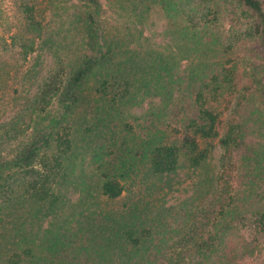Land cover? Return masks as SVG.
Segmentation results:
<instances>
[{
	"label": "trees",
	"instance_id": "trees-1",
	"mask_svg": "<svg viewBox=\"0 0 264 264\" xmlns=\"http://www.w3.org/2000/svg\"><path fill=\"white\" fill-rule=\"evenodd\" d=\"M16 6L0 31V264L261 254L264 0Z\"/></svg>",
	"mask_w": 264,
	"mask_h": 264
},
{
	"label": "rangeland",
	"instance_id": "rangeland-1",
	"mask_svg": "<svg viewBox=\"0 0 264 264\" xmlns=\"http://www.w3.org/2000/svg\"><path fill=\"white\" fill-rule=\"evenodd\" d=\"M38 1L40 2V4L42 3V0H38ZM17 2L18 0H0V31L5 29V27L9 25L13 26L14 24L17 23L15 16ZM48 66L49 64L45 62V67L42 70L43 72L42 75L47 72ZM30 89H32L30 88V85H24V87L18 88L19 92L23 94L27 93ZM136 112L141 113V109H137ZM220 154H221V150L218 146H216L213 152V159H212L214 165H217ZM174 198L177 199V195H175ZM246 264H264V250L261 252V254H259L258 256H256L254 259H252Z\"/></svg>",
	"mask_w": 264,
	"mask_h": 264
}]
</instances>
